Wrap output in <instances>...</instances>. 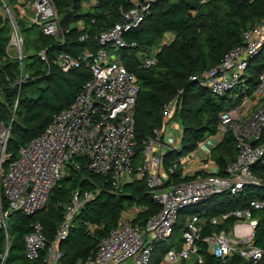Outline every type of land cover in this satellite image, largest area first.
Wrapping results in <instances>:
<instances>
[{
  "label": "built area",
  "instance_id": "1",
  "mask_svg": "<svg viewBox=\"0 0 264 264\" xmlns=\"http://www.w3.org/2000/svg\"><path fill=\"white\" fill-rule=\"evenodd\" d=\"M155 1L131 0L129 10H120L119 22L100 33L97 41L101 48L95 54L84 52L79 59L67 53L53 54V57L47 51L38 54L48 71L52 65L68 72L85 62L90 77L73 102L54 114L38 137L20 147L17 158L6 168L7 144L19 90L29 78L25 71L28 54L13 8L31 9L30 24L43 36L57 38L61 34L63 41V32L53 0H16L13 6L8 0H0V24L6 21L10 27L3 60L14 65L11 75L3 77L0 102L6 104L5 89H17L13 108H8L9 119L0 120V231L5 238L0 264H5L9 249L6 225L9 216L13 212L33 216L43 210L56 183L66 176L64 167L70 158L82 159L74 170L80 171L83 163L115 190L133 181H143L159 207L157 213L142 223L138 216L146 210L144 206L133 205L123 210L96 250L77 264H150L155 246L171 238L180 213L193 207L195 212L182 222L180 248L167 250L159 264H184L192 258L202 263L197 248L200 241L206 242L209 253L223 263L236 253L255 263L264 257V251L254 243L258 221L252 216L254 211L264 209V199H251L245 208L216 216H208L205 210L214 196H234L244 187L264 185V170L255 172L257 164L264 159V70L254 86L249 74L251 60L264 46V21L245 31L242 43L226 52L218 65L190 77L211 94L230 101L229 107L218 115L215 132L198 142L183 159L175 156L166 165V155L181 150L182 131H178L177 142L171 134L175 131L171 121L177 110L178 93L164 105L162 124L143 142L140 163L135 165L134 111L139 85L135 74L115 52L136 46L135 42L128 43L124 34L144 22ZM170 41L165 38L162 44ZM157 52L158 48L151 50L143 58L142 67L154 65ZM225 135L232 136L237 154L222 169L213 152ZM99 191L95 187L93 192L75 190L72 193L41 264H56L60 256L58 245L67 237L71 221ZM230 218L233 222L227 229L201 236L207 224L221 225ZM47 245L41 223L34 221L24 237L26 259L38 260Z\"/></svg>",
  "mask_w": 264,
  "mask_h": 264
},
{
  "label": "trees",
  "instance_id": "2",
  "mask_svg": "<svg viewBox=\"0 0 264 264\" xmlns=\"http://www.w3.org/2000/svg\"><path fill=\"white\" fill-rule=\"evenodd\" d=\"M8 1L15 3L16 0ZM53 1L63 41L43 36L34 25L19 24L28 54L25 71L29 78L19 90L17 111L7 144L6 168L17 158L20 147L38 137L52 116L73 102L83 83L90 77L85 62L68 72L52 65L48 71L38 54L47 51L49 57H53V54L67 53L76 59L82 58L84 52L95 54L101 48L97 41L100 33L119 22L120 10L127 11L132 7L131 0ZM262 21L264 0H156L144 22L124 34L128 43H136L133 48L115 52L125 67L135 74L139 85L134 111L137 144L135 165L140 163L143 142L162 124L164 105L178 93L175 114L180 116L182 125L181 150L169 152L165 158L166 165L175 156L186 155L194 150L198 142L215 132L218 115L229 107L230 101L211 94L191 81L190 77L218 65L226 52L242 43L243 33ZM78 22L82 23L81 27L72 28V24ZM9 33L10 27L4 21L0 24V85L4 75H11L14 67L3 60ZM81 37L84 39L80 40ZM165 38H170L171 41L162 44ZM155 48H158L155 64L149 68L142 67L143 58ZM263 70L264 46L250 62L252 86L257 83ZM3 94L6 104L0 102V120L7 122L10 115L7 105L13 104L17 89H5ZM195 106L198 107L190 118L189 112ZM236 154L232 136L225 135L215 148L213 157L223 169L235 159ZM80 161L82 159L70 158L65 164L66 176L56 183L43 210L33 216H26L22 212H13L9 216L6 223L9 249L5 264H41L75 190L93 192L95 187L100 189L71 221L67 237L58 245L60 256L56 264H77L94 252L99 242L116 225L123 210L133 205L144 206L146 210L138 216L140 223L158 212L159 207L148 194L143 181H133L115 190L109 183H105L103 177L87 170L83 163L80 171L74 170V166ZM263 170L264 159L257 164L255 172ZM251 199H264V185L244 187L234 196H214L205 207L206 214L216 216L242 209ZM2 204L6 206L3 199ZM185 212L193 213L195 208H187L180 215ZM252 216L258 221L255 246L264 251V209L254 211ZM183 219L179 216L174 231L182 228ZM34 221L41 223L48 245L38 260L29 261L25 257L24 237L30 232ZM232 222L233 218H230L221 225L207 224L201 236L227 229ZM182 242L181 237L179 245L177 244L179 248ZM163 243H158L153 249L150 264H159L169 250L163 249ZM4 247V233L0 231V252ZM197 248L202 263L192 259L184 264H264V257L255 263L246 261L237 253L223 263L209 253L206 242H198Z\"/></svg>",
  "mask_w": 264,
  "mask_h": 264
},
{
  "label": "rangeland",
  "instance_id": "3",
  "mask_svg": "<svg viewBox=\"0 0 264 264\" xmlns=\"http://www.w3.org/2000/svg\"><path fill=\"white\" fill-rule=\"evenodd\" d=\"M9 4L10 5H14L13 3H11V2H9ZM25 11H26V16L27 17H20L21 16V11L19 10V9H17V8H13V13H14V15H15V17L18 19V23L19 24H23V26H26V25H31L30 24V20L28 19V18H30L31 17V15H32V11H31V9H29V8H27V9H25ZM81 25H82V23L81 22H78V23H76V24H72V28L74 27V26H76V27H81ZM57 40H61V34H59V36L56 38ZM13 108V106L12 105H8V108ZM198 106H195V107H192L191 108V110H190V112H189V117L191 118V117H193V115H194V112H195V110H196V108H197ZM16 111H17V109H16ZM172 125L175 127V131L174 130H172L171 131V134H173V136H174V138L176 139V142H177V139H178V129H180L181 128V121H180V116L178 115V114H175L174 116H173V119H172ZM180 127V128H179ZM179 131H181V130H179ZM185 157V155H182V156H179L178 158H179V160H181V159H183ZM189 216V213H183V214H181L180 215V218L181 219H183V218H186V217H188ZM182 237V228H180V229H178V230H175L174 231V233H173V235L171 236V238H169L168 240H166L164 243H163V249H170V250H173V249H178L179 247L177 246V244L179 243V240H180V238ZM179 245V244H178Z\"/></svg>",
  "mask_w": 264,
  "mask_h": 264
},
{
  "label": "crops",
  "instance_id": "4",
  "mask_svg": "<svg viewBox=\"0 0 264 264\" xmlns=\"http://www.w3.org/2000/svg\"><path fill=\"white\" fill-rule=\"evenodd\" d=\"M21 15H22L23 17H27V16H26V11H25V9H22V10H21ZM179 128H180V127H179ZM180 129H181V131H182V127H181ZM180 129H178V131H179ZM172 235H173V234H172ZM192 259H193V258H192ZM192 259H191V260H192Z\"/></svg>",
  "mask_w": 264,
  "mask_h": 264
}]
</instances>
